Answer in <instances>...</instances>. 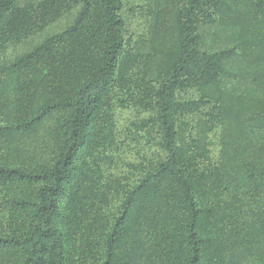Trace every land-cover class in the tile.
<instances>
[{
  "label": "trees",
  "instance_id": "1",
  "mask_svg": "<svg viewBox=\"0 0 264 264\" xmlns=\"http://www.w3.org/2000/svg\"><path fill=\"white\" fill-rule=\"evenodd\" d=\"M0 264H264V0H0Z\"/></svg>",
  "mask_w": 264,
  "mask_h": 264
}]
</instances>
